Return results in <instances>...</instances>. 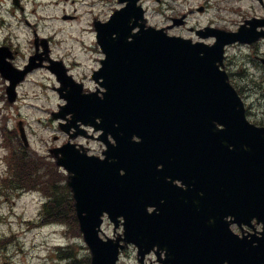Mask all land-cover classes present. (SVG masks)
<instances>
[{"label":"water","instance_id":"obj_1","mask_svg":"<svg viewBox=\"0 0 264 264\" xmlns=\"http://www.w3.org/2000/svg\"><path fill=\"white\" fill-rule=\"evenodd\" d=\"M120 1H127L126 6L116 10L108 22H97V37L106 58L93 76L106 90L99 88L84 93L83 84L75 82L64 69H57L62 81L59 91L67 104L55 116L72 114L70 122L62 125L67 131L72 126L78 128L72 136L85 132L79 129V121L102 129L104 135L111 133L116 145L109 144L108 154L118 162L119 168H135L134 164L127 163L133 160L140 167L159 163V152L173 156L161 176L152 178L146 171L145 176L149 178L137 179L126 189L112 190L98 188L94 183L79 188L76 182L81 173L104 182L108 179L101 176L108 174L91 172L93 161L74 144L54 150L57 156L62 152L58 164L75 172L74 182L70 184L75 188L77 214L92 250V263L116 264L118 259L119 243L99 237L104 211H108L113 220L122 214L129 218L128 234L133 229L140 247L158 245L166 249L165 263L168 264H176L177 256H187L180 252L178 242L194 240L192 234L202 226L209 230L202 253L209 258L206 264L225 259L234 264H252V259L253 264L264 263V236L253 234L251 239H238L224 220V215H234L239 222L250 223L256 218L258 223L264 224V127H257L247 119L241 97L228 81L227 72L220 69L225 44L256 39L260 33L255 28L258 24L264 25V19L251 20L252 29L242 25L238 32L211 28L218 40L207 45L146 26L144 10L137 4L138 0ZM137 26L139 30L135 31ZM5 58V55L0 57L2 74L17 75V71L4 62ZM22 78L23 74H19L8 87L11 101L16 98V82ZM219 124L224 127L220 128ZM20 128L27 143L21 123ZM134 135L142 140L134 141ZM122 160L126 163L122 164ZM175 164L189 171L190 175L184 180L188 185L186 190H178L167 182V176H180L169 171ZM117 182L115 178L113 184ZM161 194L189 197L194 207L208 200L204 213H208L207 219L203 216L200 221L173 211L171 227L167 228L155 217L150 223H140L152 218L147 208L157 206ZM133 199L140 201L138 206L144 210L145 217L137 210L126 212V206L137 207L130 205ZM162 206L170 210L174 204ZM217 230L223 232V241L214 245L212 237ZM254 241L258 243L252 248ZM187 262L182 258L177 264Z\"/></svg>","mask_w":264,"mask_h":264},{"label":"rangeland","instance_id":"obj_2","mask_svg":"<svg viewBox=\"0 0 264 264\" xmlns=\"http://www.w3.org/2000/svg\"><path fill=\"white\" fill-rule=\"evenodd\" d=\"M143 5L147 10L148 21L156 26L170 24L171 15L180 16L187 12L189 24L180 26L175 33H188V26H203L207 23L227 30H237L252 16L264 17V5L258 0H143ZM202 5L205 10L199 11L198 8ZM117 7V0H65L63 3L45 7L47 16L53 18L45 21L43 31L51 34L55 30L59 42L54 50V57L78 61L72 72L91 88L94 87L93 69L98 66L99 59L103 56L92 32V20L95 15L105 19ZM76 14L79 16L73 17ZM12 26L20 38L16 41L20 43L25 54H28L32 51V42L27 38L28 28L22 22L21 27L16 28L13 20ZM257 55L264 57V41L260 42L257 49L253 47V52L251 47L240 44L228 49L229 66L236 74L233 80L241 84L247 93H251L250 88L253 85V111L255 116L264 118V64ZM3 85L0 76L1 127L7 125L17 130L18 122L24 120L30 141L29 148L46 157L50 147L60 145L66 140V134H63L58 121L52 119L51 115L52 110H57L64 103L54 88L58 85L57 81L48 70L37 69L19 87V98L15 103H9L6 96H3ZM1 127L0 178L7 172L6 159L9 150L5 144L11 140ZM17 134L19 136L18 130ZM10 135L14 136V133L11 132ZM56 135L59 137L54 139ZM82 142L85 143L83 139ZM89 144L92 152L101 151L98 142L92 141ZM42 202L39 192L17 194L10 191L3 194L0 184V264H80L60 257L62 253L58 246L65 248L71 242L74 246L69 250L72 249L77 257L90 256L83 237L76 236L71 239V232L66 233L65 229L57 225H33L39 223ZM112 228L110 223L105 224L104 229L108 234ZM120 264H138L134 249H129L124 254Z\"/></svg>","mask_w":264,"mask_h":264},{"label":"trees","instance_id":"obj_3","mask_svg":"<svg viewBox=\"0 0 264 264\" xmlns=\"http://www.w3.org/2000/svg\"><path fill=\"white\" fill-rule=\"evenodd\" d=\"M10 170L4 180L5 188L13 191H23L38 188L49 198L44 204L42 220L48 222H66L78 232L76 216L71 201L67 195L69 191L64 184V175L53 163L47 162L37 153L29 151L19 141L11 143L9 155ZM70 209L71 211L69 212ZM89 257L79 260L89 262Z\"/></svg>","mask_w":264,"mask_h":264},{"label":"flooded vegetation","instance_id":"obj_4","mask_svg":"<svg viewBox=\"0 0 264 264\" xmlns=\"http://www.w3.org/2000/svg\"><path fill=\"white\" fill-rule=\"evenodd\" d=\"M4 1H7V0H4ZM9 1L11 3L10 4L11 7H13L12 8V12L13 13H16L19 17H22L23 20H27V15H26L27 12L24 11L27 0H9ZM0 2L3 3L2 0H0ZM177 28H179V27H176L175 29H177ZM194 31H195L194 28L191 29L189 27V29H188V32L189 33L188 34H186L184 32H181V33L184 34V35H186V36H192L194 40H198L199 37H198L197 34L195 35L196 32H194ZM3 44H7V43L4 42ZM36 45H38V43H36ZM252 107H253V104H251V106L249 108L250 109L249 112L252 115V119H253V110H252L253 108ZM259 122L261 124H264V119H260Z\"/></svg>","mask_w":264,"mask_h":264}]
</instances>
